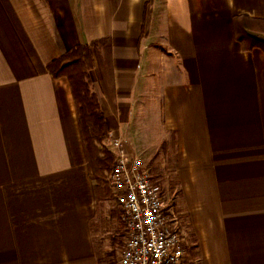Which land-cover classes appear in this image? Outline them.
I'll use <instances>...</instances> for the list:
<instances>
[{
	"label": "crops",
	"instance_id": "crops-1",
	"mask_svg": "<svg viewBox=\"0 0 264 264\" xmlns=\"http://www.w3.org/2000/svg\"><path fill=\"white\" fill-rule=\"evenodd\" d=\"M243 15L264 21V0H0V264H101L71 86L48 66L102 39L107 138L167 147L193 264H264V52L237 41Z\"/></svg>",
	"mask_w": 264,
	"mask_h": 264
},
{
	"label": "built area",
	"instance_id": "built-area-1",
	"mask_svg": "<svg viewBox=\"0 0 264 264\" xmlns=\"http://www.w3.org/2000/svg\"><path fill=\"white\" fill-rule=\"evenodd\" d=\"M109 144L115 159L108 182L125 230L118 264H185L184 217L165 201L143 159L119 140Z\"/></svg>",
	"mask_w": 264,
	"mask_h": 264
},
{
	"label": "trees",
	"instance_id": "trees-1",
	"mask_svg": "<svg viewBox=\"0 0 264 264\" xmlns=\"http://www.w3.org/2000/svg\"><path fill=\"white\" fill-rule=\"evenodd\" d=\"M246 15L239 16L235 19L236 25V37L237 41L245 43V48L259 47L264 52V42L253 38L247 37L245 34L247 28L251 27L252 24L257 26H264V21L259 19H251V24L248 23ZM239 29V30H238ZM239 31V33H238ZM244 34L242 36L240 34ZM97 55V59L102 60V55L106 52L107 55L110 53V43L106 39L94 41L87 45H77L69 50L63 57L68 59L57 68L53 66L58 62L53 61L48 69L53 76L64 75L69 80L71 86V92L75 101L77 121L84 144L87 164L89 167L90 177L95 181V192L96 199L101 200V184L104 182L101 176V171L108 169L111 171L114 165V154L106 149L98 150L97 143L100 144L108 137V129L105 122L104 115L100 109L98 98L96 94L89 87L86 71H82L78 75H71L64 73L65 68L68 66H76L80 64L82 59H87L90 67L94 65L93 53ZM62 57V58H63Z\"/></svg>",
	"mask_w": 264,
	"mask_h": 264
},
{
	"label": "rangeland",
	"instance_id": "rangeland-1",
	"mask_svg": "<svg viewBox=\"0 0 264 264\" xmlns=\"http://www.w3.org/2000/svg\"><path fill=\"white\" fill-rule=\"evenodd\" d=\"M248 19V23L251 24L252 21ZM237 28V27H236ZM239 30V29H238ZM239 33V31H238ZM241 34V31H240ZM245 34L247 37L251 36L253 38H257L264 42V26H257L252 24L251 27L247 28ZM245 37L244 34H241ZM247 40L245 39V44ZM94 58L97 59V55L95 52L93 53ZM106 52L102 55V57L107 58ZM68 57H63L58 60V62L53 66V68H57L62 63H64ZM99 61V60H98ZM101 61V60H100ZM101 63V62H100ZM94 66V65H93ZM93 67H90L87 59H82L80 64L76 66H68L65 68V72L71 75H78L82 71H86L87 73V81L89 83V87L93 88L90 71ZM108 138L103 140L100 144L97 143V149L103 150L106 149L109 152L111 151V145ZM167 147H160L157 150L154 148L147 149L144 154H141L139 157L143 159L145 164L148 166L149 171L156 181L157 184L162 189V193L165 197V201L168 204H172L175 207L178 189L176 186V181L172 177L171 174V166H170V156L167 155ZM112 153V151H111ZM110 171L108 169L101 171V176L103 178V183L101 184V200L99 204V233L97 236L96 244L101 253V264H118V260L120 257L121 250L124 246L125 241V230L124 224L121 220V210L116 201L114 200V196L108 182V175ZM176 209V207H175ZM179 213L181 219H183L184 215L180 213L179 210L176 209ZM186 223V221H185ZM187 227V226H186ZM186 249H187V257L185 258V264H193L194 263V250H193V238L186 230ZM190 260V261H189Z\"/></svg>",
	"mask_w": 264,
	"mask_h": 264
}]
</instances>
